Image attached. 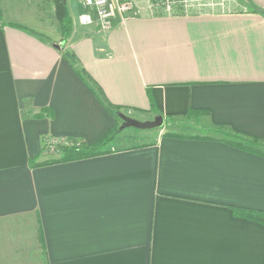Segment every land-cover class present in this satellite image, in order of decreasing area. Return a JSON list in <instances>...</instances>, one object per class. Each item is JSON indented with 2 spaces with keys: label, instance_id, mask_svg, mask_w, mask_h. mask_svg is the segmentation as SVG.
<instances>
[{
  "label": "crops",
  "instance_id": "0c3cea01",
  "mask_svg": "<svg viewBox=\"0 0 264 264\" xmlns=\"http://www.w3.org/2000/svg\"><path fill=\"white\" fill-rule=\"evenodd\" d=\"M36 1H0V264H264V227L235 214L264 212V157L218 137L126 146L122 130L108 154L29 165L43 138L90 145L119 124L77 68L135 120L152 100L264 144V0L163 17L131 0L139 16L107 32L66 0V40Z\"/></svg>",
  "mask_w": 264,
  "mask_h": 264
},
{
  "label": "trees",
  "instance_id": "16d2710c",
  "mask_svg": "<svg viewBox=\"0 0 264 264\" xmlns=\"http://www.w3.org/2000/svg\"><path fill=\"white\" fill-rule=\"evenodd\" d=\"M54 8V17L58 25V31L61 34L62 38L66 40L72 31V20L68 11L66 0H51ZM153 2H157L160 0H151ZM257 12V11H256ZM154 16L157 17H163L167 16L163 10L158 9L157 11H154ZM173 16L178 15H184L183 11L180 7H175L173 9ZM5 26L2 17L0 15V28ZM8 26L14 27L16 29L26 31V32H32L29 29L15 25V24H8ZM77 73L81 77V79L85 82V84L88 86V88L91 90V92L97 97L99 102L105 107V109L115 118V121L121 120L120 116L123 115L120 113V107L114 106L110 104L105 96L103 95L101 89L99 86L85 73L83 70L77 68ZM150 108L151 112L153 113V119L158 118L163 120V125L157 130H161L164 127L168 126V123H170L172 120H176V118L167 115L163 116L159 111L155 109V106L150 101ZM51 113H49V116L51 117ZM200 116H208V113L206 112H196L190 110L186 119H197ZM122 122V121H121ZM125 128H128L124 126L123 123L115 124L103 137H101L98 141H96L93 144L87 145L83 142L76 141V140H66V139H58L53 138L55 140L52 147H49L50 140L52 138H43V148L41 150V153H44L46 155V158L44 161L39 163H34L36 159L40 158L41 155H38L35 159H31L29 162V165L32 167H44L49 165H55V164H63L71 161L76 160H83V159H89L93 157H98L101 155L108 154L109 151H106V147L115 139V137ZM218 131H224L225 129L219 128ZM165 137H173V138H185V139H197L199 137H192V136H183L175 133H166L163 134ZM231 139L237 140L231 141V140H222L224 143L231 145L233 147L239 148L241 150H245L250 153L257 154L259 156L264 157V144L261 141H258L256 139H249L245 137H241L237 134L232 133ZM262 147L261 149H254L253 147ZM30 167V166H29ZM235 214L244 215L247 219L255 221L259 224H261L264 227V212L262 211H253V210H246V209H236Z\"/></svg>",
  "mask_w": 264,
  "mask_h": 264
},
{
  "label": "built area",
  "instance_id": "2783aa9c",
  "mask_svg": "<svg viewBox=\"0 0 264 264\" xmlns=\"http://www.w3.org/2000/svg\"><path fill=\"white\" fill-rule=\"evenodd\" d=\"M83 12L78 15L81 26H96L100 32H107L111 28V21L118 13L122 21L139 16L140 10L126 0H78ZM226 0H160L153 2L148 0V9L154 13L158 9L164 11L167 16H173V9L180 7L186 15L190 10H199L205 6L223 7ZM55 140L51 139L49 147Z\"/></svg>",
  "mask_w": 264,
  "mask_h": 264
},
{
  "label": "rangeland",
  "instance_id": "374dc122",
  "mask_svg": "<svg viewBox=\"0 0 264 264\" xmlns=\"http://www.w3.org/2000/svg\"><path fill=\"white\" fill-rule=\"evenodd\" d=\"M7 1H12V0H7ZM23 1L28 2L30 0H27V1L23 0ZM126 1L129 2L131 5H133V7H135V5L131 2V0H126ZM234 1L238 7L241 6V3L239 2V0H234ZM245 1L248 7L256 8L257 5L254 1H257V0H245ZM36 2L38 4L37 5V11L39 13L38 15L41 16L43 21H46L47 23L49 22V20L53 19L58 29V25L54 17V8H53L52 1L51 0H37ZM135 8L137 9V7ZM2 20H4L3 17H2ZM125 116L131 118L129 114H125ZM197 119H194V118L186 119L185 118V119L172 120L170 123H168V126L164 127L161 130H157V129L156 130H138V129L131 128V127L125 128L123 132L124 133L123 137H125L124 144L126 146H135V145L143 144L153 139V136H147V135H157V134L162 135L166 133H175V134H179L183 136L203 137V138L218 137L221 140H231L235 142L237 141V140L231 139L232 133L227 130H224L221 132V131H218L217 129L215 130L209 127H204V126L200 127L196 123L191 122L192 120L197 121ZM152 120L153 119H147V118H144L143 120L136 119V121H139V122L152 121ZM118 123L120 125L122 123L121 120H119ZM253 148L261 149L262 147L254 146Z\"/></svg>",
  "mask_w": 264,
  "mask_h": 264
},
{
  "label": "water",
  "instance_id": "95a60500",
  "mask_svg": "<svg viewBox=\"0 0 264 264\" xmlns=\"http://www.w3.org/2000/svg\"><path fill=\"white\" fill-rule=\"evenodd\" d=\"M120 119L124 126L135 128L138 130H156L162 127L163 125V120L158 118H155L152 121L139 122L129 117H126L125 115H121Z\"/></svg>",
  "mask_w": 264,
  "mask_h": 264
}]
</instances>
